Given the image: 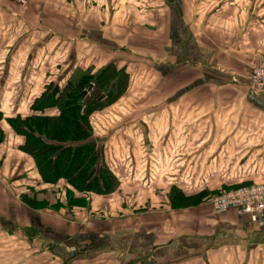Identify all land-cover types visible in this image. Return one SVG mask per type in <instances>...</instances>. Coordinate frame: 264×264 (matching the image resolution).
<instances>
[{"label": "crops", "instance_id": "0c3cea01", "mask_svg": "<svg viewBox=\"0 0 264 264\" xmlns=\"http://www.w3.org/2000/svg\"><path fill=\"white\" fill-rule=\"evenodd\" d=\"M261 1L0 0V264H264V212L207 204L264 185ZM107 70L125 83L90 120L117 189L43 182L7 120L56 118L35 100Z\"/></svg>", "mask_w": 264, "mask_h": 264}, {"label": "trees", "instance_id": "16d2710c", "mask_svg": "<svg viewBox=\"0 0 264 264\" xmlns=\"http://www.w3.org/2000/svg\"><path fill=\"white\" fill-rule=\"evenodd\" d=\"M111 77L109 70L99 73L95 79L84 76L74 86L68 85L58 99L55 96L48 97L49 92L51 93L48 88L40 100H35L34 111L56 107V118L30 116L7 120L11 131L25 138L21 151L32 157L43 182L52 184L58 179H64L77 192L91 191V185L96 181L95 165L100 161L102 153L91 140L88 117L100 108L97 101L100 91L97 87L106 92L108 101L117 100L125 82L123 76L114 82ZM112 83L114 86L109 89ZM102 85L104 86L99 87ZM89 89L95 97L88 98L84 94ZM55 91L54 89L53 92ZM83 105L84 109L81 111ZM34 119L44 123H32ZM45 123H51L54 131L51 132ZM105 174L114 179L110 172L106 171ZM106 193L108 192L100 194ZM22 201L27 206L34 207L25 198Z\"/></svg>", "mask_w": 264, "mask_h": 264}, {"label": "built area", "instance_id": "2783aa9c", "mask_svg": "<svg viewBox=\"0 0 264 264\" xmlns=\"http://www.w3.org/2000/svg\"><path fill=\"white\" fill-rule=\"evenodd\" d=\"M18 6H26L29 0H12ZM250 84L252 90L264 95V55L254 68ZM214 212L235 209L240 214L248 215L251 220L264 212V185H250L225 192L211 201Z\"/></svg>", "mask_w": 264, "mask_h": 264}, {"label": "rangeland", "instance_id": "374dc122", "mask_svg": "<svg viewBox=\"0 0 264 264\" xmlns=\"http://www.w3.org/2000/svg\"><path fill=\"white\" fill-rule=\"evenodd\" d=\"M261 2H262L261 0H239V14H241V13L245 14L247 11H249V9L252 8L254 10L255 18L256 19L259 18V17H257V14L263 8V5H261ZM19 7H22V6H19ZM261 56H263V55H261ZM260 57H259V60H260ZM258 63H259V61H258ZM254 68L251 70V74H252ZM251 74H250V79H251ZM249 86L251 88V84H249ZM253 92L255 94L256 93L257 94H261V93L255 92L254 90H253ZM92 97H95V96L93 95ZM234 99H235V97H234V95H232L231 98H230V101H234ZM238 100H240V99H238ZM83 109H84V105L82 106L81 110H83ZM92 114H93V112L88 117V122H89V127H90L89 131L91 133V140L94 142V144L97 145V149L100 150L101 153H102V147H101L102 140H101V138H99L96 135V132H94V131H96L95 127L91 124L90 116ZM31 122L32 123H36V124H43L44 123L43 121H40V120H37V119H34ZM46 125H47V128H49V130H51V132L54 131V128L51 125V123H48ZM95 166H96V168H95L94 177L96 178V181L94 183H92V185H91V192H94L96 194H100V193H103V192H108L110 194L111 192H114L117 189L118 186H117L116 182L114 181V179H112L111 177H107V175L105 174L106 171L107 172H109V171H108V167L102 161V156H101L100 161L98 162V164H96ZM100 170H103V172H100ZM257 182H259V181H257ZM233 190H235V189H233ZM229 191H232V190H229ZM229 191H226V192H229ZM108 193H106V194H108ZM223 193H225V192H223ZM223 193H220V194L219 193L218 194H208L207 195V204H208L209 208L211 209V211L213 213L235 212L238 216L239 215H245V214L238 213L237 210H235V209H228V210L221 211V212H214V210L212 208V205H211V201L214 198L222 195ZM143 200H148V198L144 197ZM79 202H80L79 205H81L82 207L85 206L84 201H79ZM133 209H131V211H133V212H139V211H142V212H146L147 211V212H149V211L155 209V207L152 208L151 207V203L148 202V203L144 204V208L139 207V209H137V210H135V209L133 210ZM249 219H250L251 222H253V220H251L250 217H249Z\"/></svg>", "mask_w": 264, "mask_h": 264}, {"label": "water", "instance_id": "95a60500", "mask_svg": "<svg viewBox=\"0 0 264 264\" xmlns=\"http://www.w3.org/2000/svg\"><path fill=\"white\" fill-rule=\"evenodd\" d=\"M85 93H86V92H85ZM85 93H84V94H85Z\"/></svg>", "mask_w": 264, "mask_h": 264}]
</instances>
